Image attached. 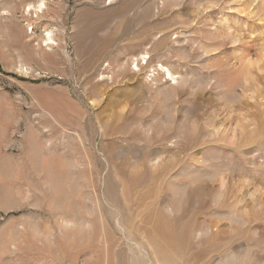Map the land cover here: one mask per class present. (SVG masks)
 Returning <instances> with one entry per match:
<instances>
[{
  "label": "rangeland",
  "instance_id": "rangeland-1",
  "mask_svg": "<svg viewBox=\"0 0 264 264\" xmlns=\"http://www.w3.org/2000/svg\"><path fill=\"white\" fill-rule=\"evenodd\" d=\"M39 1L0 0V264H264V0Z\"/></svg>",
  "mask_w": 264,
  "mask_h": 264
},
{
  "label": "bare ground",
  "instance_id": "bare-ground-1",
  "mask_svg": "<svg viewBox=\"0 0 264 264\" xmlns=\"http://www.w3.org/2000/svg\"><path fill=\"white\" fill-rule=\"evenodd\" d=\"M44 9H45V3L43 0H40L37 6H28L26 12L27 13L34 12L35 14L38 15V14H42ZM51 41H52V37L50 36V33L48 32L46 35V39H44V42H51ZM164 70L166 71V74L169 77H172L168 69H164Z\"/></svg>",
  "mask_w": 264,
  "mask_h": 264
}]
</instances>
